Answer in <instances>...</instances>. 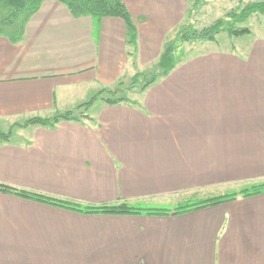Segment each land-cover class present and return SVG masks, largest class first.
<instances>
[{
  "label": "crops",
  "instance_id": "crops-1",
  "mask_svg": "<svg viewBox=\"0 0 264 264\" xmlns=\"http://www.w3.org/2000/svg\"><path fill=\"white\" fill-rule=\"evenodd\" d=\"M122 1L135 47L120 17H74L58 0L41 2L19 41L0 34V131H10L0 184L102 205L264 180V35L236 48L225 36L203 41L129 91L133 75L155 71L189 0ZM117 86L129 100L105 102ZM100 90L87 110L76 108ZM69 110L75 118L53 126H19ZM0 264H264V193L133 215L0 190Z\"/></svg>",
  "mask_w": 264,
  "mask_h": 264
},
{
  "label": "trees",
  "instance_id": "trees-1",
  "mask_svg": "<svg viewBox=\"0 0 264 264\" xmlns=\"http://www.w3.org/2000/svg\"><path fill=\"white\" fill-rule=\"evenodd\" d=\"M42 1L43 0H0V34L7 36L11 41H19L23 35L27 20L37 10ZM58 1L65 4L74 17L90 16L94 22H98L101 18L106 16L120 17L126 26L127 43L135 47L136 27L122 0ZM238 2L242 5L237 11H230L225 18L216 19L200 29L195 28L189 22L179 26L173 37L163 45L155 71L152 73L139 72L133 75L132 81L128 86L129 91H142L158 78L166 75L184 56L183 54L178 57L175 54L179 44L195 43L197 41L216 42L217 35L221 33H227L229 36L249 34L250 30L247 27H241L237 24L246 21L252 14L258 13L264 15V0L244 3L242 0H238ZM118 86L114 90L108 91L110 96L104 98L105 102L112 104L129 100L123 95L116 96L120 92ZM104 92L105 90L98 91L87 102L78 105L76 108L87 110L97 98H101ZM73 118H75L74 111L69 110L56 113L51 117H32L25 120L22 124H19V126L24 127L30 124L53 126L59 120ZM9 136L10 131L7 133L0 131V140H7ZM0 190L80 213L168 215L179 214L231 201L237 196L248 197L264 193V180L240 183L238 189H229L223 193L201 192L197 190L182 196L174 204H160L151 200H140L135 202L120 201L114 204L84 205L3 184H0Z\"/></svg>",
  "mask_w": 264,
  "mask_h": 264
},
{
  "label": "rangeland",
  "instance_id": "rangeland-1",
  "mask_svg": "<svg viewBox=\"0 0 264 264\" xmlns=\"http://www.w3.org/2000/svg\"><path fill=\"white\" fill-rule=\"evenodd\" d=\"M254 0H244V2H250ZM240 2L236 1H227V0H189V9L187 12V17L184 23H191L195 28L200 29L208 24L212 23L216 19H222L227 16L230 11H237L241 7ZM183 25V24H182ZM238 26L247 27L250 30L249 34L239 35V36H229L227 33H221L217 35V40H222L221 37L225 36V43H229V46H234L236 48L237 45H241L246 41H250L252 35L256 33L259 35V32L264 35V15L255 13L252 14L246 21L242 23H238ZM253 32V34H252ZM243 36V37H240ZM220 42V41H219ZM200 41L195 43H183L179 44L176 49V56H186L192 50L200 45ZM183 56V57H184ZM182 57V58H183ZM124 90L125 87H124ZM107 96V95H106ZM240 183H234L224 186H216V187H206L199 189L201 192H212V193H223L229 189H238ZM196 190L186 191L183 193H179L178 195H171L167 197H159L151 199V201L160 204H174L179 198L184 195H188Z\"/></svg>",
  "mask_w": 264,
  "mask_h": 264
}]
</instances>
